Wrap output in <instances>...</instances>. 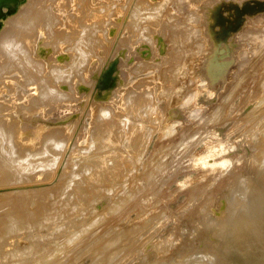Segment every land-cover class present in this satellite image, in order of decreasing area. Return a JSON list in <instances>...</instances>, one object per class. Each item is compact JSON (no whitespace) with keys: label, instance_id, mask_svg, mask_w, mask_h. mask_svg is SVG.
Returning a JSON list of instances; mask_svg holds the SVG:
<instances>
[{"label":"rangeland","instance_id":"obj_1","mask_svg":"<svg viewBox=\"0 0 264 264\" xmlns=\"http://www.w3.org/2000/svg\"><path fill=\"white\" fill-rule=\"evenodd\" d=\"M63 1L56 0L54 6L57 5V2L58 5L63 6L68 0ZM109 1L99 0V2H95L99 8L98 10L96 7V11H99H97V15L103 11L101 6L106 10L110 8L111 11V8H113V10L117 9L114 11H119L118 16L116 15L118 12H114L115 15L113 16V14H109L110 11H103L104 14L108 12L107 14L111 18L113 16V20L116 19L118 23V25H114L115 20L113 22L111 18L113 22L111 24L114 26L109 23L110 19L106 22L105 20L109 18L107 14L108 17L104 16L106 17L105 20L104 17L101 18V20L103 19L102 22L104 21L103 23L106 22V24L104 26L102 23L99 29H105L108 34H105L108 40L103 38L108 42L105 44L104 41L103 45L109 44L105 49V56L101 55L100 59L94 60L90 58L88 60L90 62L84 61L81 66L82 71L80 68L76 72L73 71L75 72L74 77H72V80H67L68 82L62 79L64 81L63 85L58 80L53 81L54 87L59 92L54 88L52 100H47L50 104L46 100L41 102L43 98L36 97V102L32 101L33 105H36V109H33L34 106L32 107L31 102L28 103V98L35 96L33 91L37 93V84L33 87L35 84H32V82L30 84L31 80H27L29 81L28 84L31 85L27 84L29 88L25 86L26 81H21L22 83L17 81V84L16 80L6 82L15 88H11L12 86L5 83L9 95L7 92L8 96L0 93V97L6 96L9 99L1 97L0 107L7 106L9 102L8 107H11V104H14L17 100L20 103L22 99L25 105L30 104V106H26L31 109L25 105L22 106L21 103L20 105L24 108L17 105V108L20 107L19 109L22 110H19L18 114L17 108H15L16 112L14 114L17 116L12 121L14 125L16 123L15 128L19 126L22 128L21 130L20 128L17 129L19 134L16 132V136L18 137L14 136L12 142L16 145L15 150H22L18 151L17 154L21 155L24 151L29 150L30 152L24 153L25 156L28 152L29 156L32 151L33 156L35 149H39L40 152L37 151V154L35 152V157L38 159L41 157L42 159L45 156L41 155L44 152L43 139L45 133L49 132L48 135L56 133L55 136L58 135L54 137L61 142H58L60 144V154H58L60 158L58 157V160L62 162L59 161L53 165L55 171L51 176L52 178H47L48 182L54 180L47 185V179H44L40 172L36 173V176L40 178L39 183L46 182L45 187H51L52 184L54 186L57 181L65 178V174H71L68 173L72 169L68 167L67 162L72 156L75 159L79 156L83 158L92 146L94 136L98 133H100L99 136L103 134V137L101 136L102 140L107 138L108 141L105 140V142H111H109L110 147L105 143L107 149L103 148L104 151L101 152L106 151L103 154L104 156H108V154L112 156L114 150L120 152L119 154L124 155L125 158H123L121 165H115L116 167L119 166L118 169L113 166L109 170L106 168V164L105 167L104 164L101 167V162L106 161L105 163H107V160L117 157L119 154L114 152V156H108L109 159L107 158V160L106 157H102L101 153L96 155L98 157L101 155L100 160L102 158L105 160L98 161L101 165L97 164V170L100 167L108 169V173L110 171L112 173L117 171V173L115 172L116 174L110 177L111 172L109 174L105 173V176L108 175L106 178H110L106 180L105 176H100L97 173V177L96 173L92 172L91 178H96V180H90L91 178H89L92 185L95 182L101 183L103 180L105 182H110L112 178L113 180L109 185L107 182L105 184L104 182L101 183L104 184L103 186L98 185V183L95 185V183L93 185L95 189H93L98 193L97 196H94L90 191L89 201H83V198L79 196V200H77L82 205L80 207V209L82 208L81 211L78 209L80 212L78 210V212L72 211L71 207L68 208L70 204H66V202L61 203L64 211L61 210L60 218L57 217L59 213L52 212L49 209V205L53 202L49 201L52 199V195L50 196V193L46 194V189H41L44 184L40 188V184L36 181L33 184L31 183L30 188L35 186L37 190L33 191H38L41 194L35 192L27 197L25 194V198H23L25 205H23L26 208L24 210L29 208L30 211L28 212L37 218V223L29 226L23 225L22 229L15 234L11 232V236L1 233V230H4L3 228L6 226L2 228L0 224L2 228H0V238H2V240L0 239V264H177L180 261L192 264L193 258L189 259L192 254L208 258L210 255L215 254L218 249L223 248L221 245L225 244L226 235L228 237L230 232L229 229L227 230L228 226H226L229 224H235V239L232 246L229 248L226 246L224 253L220 254L219 262L215 259L216 264H250L264 240V189L263 192H260L262 198L258 207L248 205V207H251H249L250 211L248 207L241 206L240 202L236 199L232 200L233 198L231 197V199L230 196L233 194L232 191L236 190L235 186L240 185V178H242L241 184L244 183L243 180L246 184L247 179H249L247 184L251 183L254 186L253 183L257 181L260 173H264V160L260 163L257 177L252 174L254 171L251 164L253 162L251 158L254 159L260 150L264 152V0H111L114 5ZM25 2L26 0H6L0 3V31L5 25L6 15L14 14L22 4L25 5L28 1ZM60 2H63V4ZM42 3L39 4L43 6L44 3ZM9 4L13 10L8 12L7 9L8 13L2 18L3 12H5L3 10ZM39 4L36 5L37 7H33L31 3L32 8L29 5L28 12H30V15L33 14V11L37 12L39 10ZM111 4L112 6H110ZM46 7L48 8V6ZM49 7L51 8L49 14L54 13L56 7H53L54 11L51 5ZM72 7L74 8V6ZM35 8L38 9L34 10ZM89 8L91 9V7ZM120 8L121 10L124 8L126 11L124 10L120 14ZM76 10L77 8L75 12H78ZM96 11L95 15H93L94 12H89L91 18H96ZM79 12H83V10ZM86 12L88 14V10ZM131 20L137 24L139 23V26H135L136 23L133 22L135 25L132 23L131 27ZM107 23L108 27L110 25L112 28H108ZM62 26L59 25L58 29L61 28L62 30ZM16 37L17 35L14 36V38ZM14 38L11 37V43L21 42L20 40L17 41L18 39L14 40ZM26 41L21 43L25 44ZM27 45L29 44L22 47H27ZM49 51H47V56L51 55L53 50ZM0 52V60L2 54L5 58L8 56H5L1 49ZM16 53V58L13 57L14 59H12V61L15 60L14 63L18 59L17 65L15 63L14 66V63H12L14 68H11L10 64L6 65L5 58H2L4 60L1 62H4L3 64L7 67H3L5 70H1L2 64H0V80L11 77L13 74L11 72H9L11 75L8 74L10 70L15 76L17 72L15 70H20L21 67L26 69L23 63L25 64L27 59L22 58L23 53L21 54L19 51L20 55L18 53L16 55ZM42 58L41 56H32L33 60L37 59L36 62L39 59V62H41ZM19 60L20 65L18 64ZM67 61H69V58ZM83 66L89 69L92 67L91 74L89 69L87 70ZM9 67L11 69H7ZM27 67L29 68L26 70H32L33 72L37 69L38 72L33 73L31 71L34 75L38 73L35 79L38 78V75L45 76V71L48 69L47 64H41V67L38 66L41 71L35 66H29V64ZM100 68L102 70H99ZM106 68L112 70L108 71ZM79 71L81 72L79 73ZM105 71L106 73H104ZM84 72H86V75L83 79ZM7 74L10 76L8 77ZM105 75H107L106 78ZM5 76L6 78H4ZM104 78L109 82L105 81ZM35 79H32V81L34 80L33 83L35 81V83H38V80ZM40 79L42 78L40 77ZM50 79L47 78L52 83L53 79ZM73 82H76V85ZM19 84H22L24 88L26 87L25 96L20 95ZM14 94L17 96L15 97ZM69 94L73 95L71 99H68ZM61 97L63 99L66 97L72 103L67 102L66 99L63 100ZM45 101L46 103H44ZM55 102L54 106L53 103ZM43 103L47 104L46 107ZM2 104L4 105L2 106ZM74 104L77 109H75ZM71 105L74 106V110ZM37 106H39V110ZM57 108L62 109V111ZM26 109H29L28 111L31 113ZM44 110L49 112L46 113ZM104 113L108 115L106 116ZM36 114H39V116ZM42 115L44 116L42 117ZM21 117L24 118L23 121ZM19 120L26 122L19 123ZM101 120L102 122H99ZM27 121L32 126V133L35 131L33 134L28 129L30 127L27 126L29 124ZM23 126L28 128L25 129ZM54 126L57 128V132H55L56 128ZM135 126L138 129L134 128ZM132 127L135 131L136 129L139 130V132L130 135ZM35 129L37 131L40 129V135ZM41 129L43 132L46 130L47 132L43 133ZM80 129L82 131H79ZM52 130L53 132H50ZM22 131L25 138L21 137ZM70 132L73 135H70ZM3 133L1 132V136L4 135ZM137 133L143 137V147L138 148V150L132 142L133 139L127 137H133ZM28 135L30 141L29 138H26ZM109 137H111V140L113 139V143L109 140ZM101 139L100 141H102ZM123 139H126L127 143ZM128 139H130L129 143ZM116 143L121 146L116 145L117 148ZM131 143L132 145H129ZM5 144L6 141L0 138V147L5 146ZM27 146H29V149ZM13 147L15 146L13 145ZM120 147H126L124 148L125 152ZM108 151H112L111 154ZM24 154H22L23 157ZM76 155L78 157H75ZM32 156L30 155V157ZM35 157L34 159L38 160ZM0 159H3V157L0 156ZM53 162L54 160L51 158L46 160L45 175L49 172V167ZM113 168L116 169L113 170ZM15 172L16 174L9 171L5 165L1 166L0 181H7L4 188L9 187L10 183L13 186H18L19 180L16 182L10 181L4 176L9 175L18 178L21 171L16 170ZM54 173H56V176ZM252 175H255L256 180ZM36 185H39L40 189ZM123 187L125 188L123 189ZM122 189L123 191L127 189V195L123 198L120 197V193L123 192ZM43 192L46 197L43 196ZM30 195L31 197H29ZM49 196L51 199H49ZM43 197L45 199H42ZM29 198L31 199L29 200ZM26 203L28 204L26 205ZM23 205L15 204L14 207L18 208L19 206L21 208ZM252 208H255V210L252 211ZM67 210L72 213L70 211V213L66 212ZM84 210L85 212H83ZM0 211L1 218L2 210L0 209ZM25 212L23 213L24 216ZM48 212L50 213L48 214ZM228 212H231V214ZM79 213H83L81 217ZM44 217L46 220H43ZM222 222L225 223L222 224L223 226L220 224ZM102 226H105V231L103 229L100 232L98 229H101ZM224 226L226 229H224ZM81 228L85 230L82 231ZM9 229L11 227H7V230ZM222 237L225 238L224 242ZM5 242H7V245ZM213 248L216 251L213 252L215 250ZM196 256L193 257L196 258ZM97 257L104 261L102 262L101 259L98 261ZM214 262L212 264H215Z\"/></svg>","mask_w":264,"mask_h":264},{"label":"bare ground","instance_id":"obj_2","mask_svg":"<svg viewBox=\"0 0 264 264\" xmlns=\"http://www.w3.org/2000/svg\"><path fill=\"white\" fill-rule=\"evenodd\" d=\"M28 1V2H27ZM39 1V2H38ZM50 2V3H46V2ZM58 1V0H57ZM63 1V0H62ZM65 1H67V0H64L63 2H65ZM98 2H99V0H97ZM97 1H94V0H68L67 2H65V4L62 6L60 3H62L63 4V2H60L59 4L60 5H58V2H57V5H55L54 6V3L56 2V0H54V1H52V0H26V2L28 3H26L25 5H21L19 8H18V10L14 13V14H11L10 16L7 14L8 12H11L12 10H13V8L11 7V5L9 4V5H7V7L3 10V11H5V12H3V16H2V18H4L5 17V15H6V20H4L5 21V25H4V27H3V29L0 31V49L4 52V54H5V56H7V57H9V58H5L4 57V55L2 54V58H5V60L4 59H2L1 58V60H0V64H2V68H1V70L2 69H4V68H6L5 67V64L7 65H9L11 68H14V66H15V63L17 62V60H16V62L14 63V61L15 60H13L12 61V59H14L13 57H15L16 58V56H15V53L17 52L18 53V51L22 54L23 53V57L22 58H24V59H27V61L25 62V64L27 63V65H25L24 63H23V65L24 66H26L25 68L27 69V68H29V67H27L28 66V64H29V66H35V67H37V68H39L38 66H40L41 67V64H47V67H48V69L47 68H45V69H47L45 72H46V77L48 78V80L50 79V80H52V83H50L48 80H47V78L45 79V76L43 75V74H41V75H43V76H39L38 75V78L37 79H35L36 77L35 76H37V74H32V72L31 71H29V70H26V69H22V67L20 68V70L18 69V70H15V71H17L16 72V74H15V76H13L14 75V73L10 70V71H8V74H10L9 72H11L13 75V77L11 76V77H9L10 75H8V77L9 78H6V76L4 77V78H6V79H4V80H0L1 81V83H0V85H1V89H0V93L1 94H6V92H7V94L9 95V91H7V89L5 88L6 87V84L7 85H10V84H8V83H6V82H10V81H13V80H16V84H17V81H18V83H22L21 81H26L27 83H25V86L27 87L28 85H30L31 84V82H32V84H35V85H33V87H35L36 86V84H37V86L39 87H36V90H38L37 91V93H36V91L34 92L33 91V93H35V96H31V97H29L28 98V96L27 97H25V102L27 101L26 100V98H28L29 100H28V103H30L31 102V104H32V107L34 106V108L33 109H36L35 108V106L36 105H33L34 103H32V101L33 102H36L35 100L37 99L36 97H41V98H43V100L41 101V102H43L44 100H49V99H51L52 100V96H53V93H54V90L56 89L55 87H54V85H53V81H56V80H58L61 84L64 82V81H62V79H64V80H69V79H71L72 80V77H74V73L76 72V70L78 69V68H80V70H81V66L84 64V61L86 62V61H88L90 58H92L93 60L94 59H100V56L101 55H103V56H105V49H106V47H108V45L109 44H107V45H103V43H104V41H105V44L106 43H108L106 40H108V38H106L107 36L106 35H108L107 33H106V30L104 31V30H102L101 28L99 29V27H101L100 25H102V23L104 22H102V20H101V18L102 17H104L107 13H105L104 14V10L105 11H110V8H109V6H107L108 8H109V10H106V9H103V7L101 6V10H103L102 12H101V14H99V15H102L101 17L99 16V15H97L98 14V10H99V8L97 7V5L95 4V2H97ZM106 0H104V2H105ZM108 1V0H107ZM111 1V0H110ZM110 1H109V3H110ZM141 1V0H140ZM38 2V3H37ZM41 2H43L44 3V5L43 6H48V8L50 9H48L47 7L45 8V7H43L41 4H39V3H41ZM112 3H113V1H111ZM115 3H117L116 1H114ZM31 3L33 4V7L34 6H36L37 4H39L41 7H42V9L40 10V6H38V8H39V10L37 11V12H34L33 11V14L32 15H30L29 13L30 12H28V8H29V5H30V8H32L31 7ZM36 3V4H35ZM42 3V4H43ZM52 3V4H51ZM103 3V2H102ZM107 3V2H106ZM106 3H104V4H106ZM118 3H119V1H118ZM46 4H48V5H46ZM56 4V3H55ZM96 6H95V5ZM122 4V3H121ZM52 6V10H53V7H56V9L54 8V13H52V14H49V13H51L50 11H51V8L49 7V6ZM101 5V4H100ZM113 5H114V3H113ZM117 5V4H116ZM115 5V6H116ZM72 6H74V8L72 7ZM105 6V5H104ZM110 6H112V4L110 5ZM120 6V5H119ZM37 7V6H36ZM77 8V10L76 11H78V12H75V9ZM89 7H91V9L89 8ZM98 8V12L96 11V9ZM100 7V6H99ZM118 7V6H117ZM117 7H115V8H117ZM122 7V6H121ZM38 8H35L34 10H36V9H38ZM47 9V10H44V9ZM8 9V10H7ZM95 9V10H94ZM8 12H7V11ZM43 10V12H41ZM49 10V11H48ZM81 10H83V12H79V11H81ZM84 10H85V12L88 10V14H89V12H94V14L93 15H95V11H96V15L98 16V18H97V16H95L96 18V20L94 19V18H91V14H87V12H86V14H85V12H84ZM113 8H111V13L109 12V14H113V16L115 15L114 14V12H116V11H114V10H117V9H114L113 11ZM120 10H121V8H120ZM124 8L120 11V14H121V12H124ZM31 11V10H30ZM46 11H48L47 13H46ZM52 11V12H53ZM126 11V10H125ZM91 12V13H92ZM113 12V13H112ZM118 12V13H117ZM116 13V15L118 16V14H119V11H117ZM46 13V14H45ZM84 13V14H83ZM84 15H88L89 17H90V19L92 20H94V21H89V17L88 16H86V17H88V18H86ZM93 15H92V17H93ZM108 15V14H107ZM106 15V16H107ZM109 16V15H108ZM107 16V17H108ZM113 16H112V18L109 16V18L107 19V20H105V18L106 17H104V20L106 21V22H108L109 21V19L111 18L112 20H113ZM1 18V19H2ZM43 18V19H42ZM132 18V17H131ZM88 19V20H87ZM111 19H110V21H109V23L111 24V23H113L114 22V20H115V23H117V21H116V19H114L113 20V22L111 21ZM133 20V19H132ZM131 20V21H132ZM3 21V20H2ZM100 21V22H99ZM106 22L105 23H103L104 24V26H105V24H106ZM134 21H132V22H130V26L132 27V23H133ZM114 23V25H118V23L117 24H115ZM134 23H136V22H134ZM133 23V24H134ZM59 25H63L62 27H63V29H64V27H65V29L62 31L61 30V28L60 29H58L59 27ZM111 25H113V24H111ZM113 25V26H114ZM135 25V24H134ZM134 25H133V28H134ZM139 26V23L137 24L136 23V25L135 26ZM137 26V27H138ZM107 27H108V23H107ZM109 27L110 28H112L110 25H109ZM108 27V28H109ZM119 27H120V25H119ZM102 28H103V26H102ZM106 28V27H105ZM114 28V27H113ZM223 28V27H222ZM136 29V28H135ZM106 34V35H105ZM17 35V37L16 38H14V36H16ZM11 37H12V39L14 38V40H16V39H18L17 41H21V42H23L24 43V41H26L25 42V44H29V45H27V47L26 46H24V47H22L23 45H25V44H23V43H19V42H16V43H11V41H12V39H11ZM103 38H106V40L105 39H103ZM125 40H127L126 38H125ZM30 41H31V43H30ZM110 43V42H109ZM20 44H23L22 46L20 45ZM26 47V48H25ZM104 49V50H103ZM52 51L51 53V55H49V56H47L48 55V53H47V51ZM49 51V52H50ZM107 51H108V49H107ZM109 51H110V48H109ZM108 51V52H109ZM54 52V53H53ZM107 52V53H108ZM1 53V52H0ZM16 53V55H18ZM1 55V54H0ZM20 55V54H19ZM107 55V54H106ZM32 56L33 57H35V56H41V58L42 57H45V58H42L43 60H41V62H39V60L36 62V60H33L32 59ZM11 58V59H10ZM68 58H69V61H67L66 62V60H68ZM35 59V58H34ZM91 59V60H92ZM2 60H4L5 61V64H3L1 61ZM21 60V59H20ZM20 60L18 61V64L20 65ZM28 60H30V61H28ZM32 60V61H31ZM45 60V61H44ZM22 62V61H21ZM45 62V63H44ZM66 62V63H65ZM88 62H90V61H88ZM87 62V63H88ZM12 63H14V66L12 65ZM86 63V64H87ZM40 64V65H39ZM85 64V65H86ZM91 64V63H90ZM4 65V66H3ZM12 65V66H11ZM16 65H17V63H16ZM88 65V64H87ZM93 66V65H92ZM96 66V65H95ZM1 67V66H0ZM4 67V68H3ZM7 68V69H11V68ZM34 67V68H35ZM44 67V66H43ZM84 67V66H83ZM86 67V66H85ZM84 67V68H85ZM16 68V67H15ZM87 68V67H86ZM92 68V67H91ZM91 68L89 69V68H87V70L89 69V73H90V70H91ZM98 68V67H97ZM102 68V67H101ZM99 69V70H102V69ZM109 68V67H108ZM32 69V68H31ZM94 69V68H93ZM107 69V68H106ZM111 69V68H110ZM110 69H107L108 71L110 70ZM5 70V69H4ZM13 71H14V69H12ZM34 70V69H33ZM39 70H40V68H39ZM98 70V71H99ZM103 70H104V67H103ZM112 70V69H111ZM14 71V72H15ZM27 71V72H26ZM36 71H37V69H36ZM36 71H34V72H36ZM41 71V70H40ZM73 71H75V72H73ZM82 71V70H81ZM81 71H79V73L81 72ZM84 71V70H83ZM86 71V70H85ZM96 71V70H95ZM31 72V73H30ZM33 72V73H34ZM38 72V71H37ZM100 72V71H99ZM98 72V73H99ZM0 73H1V71H0ZM3 73V72H2ZM104 73H106V71L104 72ZM108 73V72H107ZM40 74V73H39ZM45 74V73H44ZM78 74V73H77ZM91 74V73H90ZM109 74V73H108ZM1 75V74H0ZM6 75V74H5ZM76 75V74H75ZM84 75V76H83ZM83 79H84V77H85V75H86V72H84L83 73ZM4 76V75H3ZM2 76V77H3ZM80 76H81V74H80ZM79 76V77H80ZM88 76V75H87ZM106 76L107 75H105V78H106ZM109 76V75H108ZM40 77L42 78V79H40ZM104 77V75L102 76V78ZM110 77V76H109ZM113 77V76H112ZM35 79V80H38V83H40L39 85H38V83H33V81H32V79ZM104 78V80L105 81H110V79L108 78V80L107 79H105ZM114 78V77H113ZM142 78V77H141ZM77 79V78H76ZM27 80H31L30 81V84H28L29 83V81H27ZM77 80H79V79H77ZM101 80H103V79H101ZM104 80H103V82H104ZM142 80V79H141ZM62 81V82H61ZM74 81V80H73ZM108 81V82H109ZM14 82V81H13ZM12 82V83H13ZM68 82V81H67ZM102 82V83H103ZM107 82V83H108ZM139 82H141V81H139ZM6 83V84H5ZM55 83V82H54ZM70 83V82H69ZM76 83V82H75ZM74 82H73V84H75ZM78 83V82H77ZM107 83H105V84H107ZM24 84V83H23ZM28 84V85H27ZM72 84V83H71ZM104 84V83H103ZM142 84V83H141ZM140 84V85H141ZM5 85V86H4ZM20 85V84H19ZM18 85V86H19ZM63 85V84H62ZM69 85V84H68ZM76 85V84H75ZM10 86H12L11 88H15L13 85H10ZM31 86V85H30ZM56 86V85H55ZM69 86H71V85H69ZM102 86V85H101ZM25 87V88H26ZM29 87V86H28ZM32 87V88H33ZM56 87H59V86H56ZM25 88H24V86L21 84L20 85V95L22 96V94L24 95V94H26V90H25ZM30 88V87H29ZM32 88H31V90H32ZM38 88V89H37ZM55 88V89H54ZM66 88V87H65ZM9 89V88H8ZM74 89H75V87H74ZM10 90H12V89H10ZM35 90V89H34ZM57 90V89H56ZM61 90V89H60ZM77 90V89H76ZM58 91V90H57ZM63 91V90H62ZM61 91V92H62ZM67 91H69V90H67ZM71 91V90H70ZM78 91V90H77ZM13 92V91H12ZM12 92H10V93H12ZM59 92V91H58ZM66 92V91H65ZM29 93H30V91H29ZM39 93V94H38ZM57 93V92H56ZM62 93H64V92H62ZM0 94V95H1ZM6 94V95H7ZM17 94V93H16ZM36 94H38L37 96H36ZM61 94V93H60ZM66 94V93H65ZM68 94V93H67ZM7 95V96H8ZM15 95V94H14ZM14 95H12V96H14ZM19 95V96H20ZM54 95H56V94H54ZM62 95V94H61ZM12 96H10V98H12ZM17 95H15V97H16ZM25 96V95H24ZM64 96V95H63ZM62 96V97H63ZM66 96V95H65ZM73 96V95H72ZM72 96L69 94V97H68V99H71L72 98ZM1 97H3V98H5V99H9V98H7L6 96L4 97V96H1ZM0 97V98H1ZM51 97V98H50ZM56 97H58V96H56ZM61 97V98H62ZM67 97V96H66ZM66 97L64 98V99H66ZM76 97V96H75ZM74 97V98H75ZM19 98V97H18ZM23 98V97H22ZM41 98H39V99H41ZM60 98V97H59ZM2 99V98H1ZM4 99V100H5ZM63 99V98H62ZM63 99V100H64ZM16 100V98L14 99V101ZM19 100H20V98H19ZM62 100V101H63ZM67 100V99H66ZM74 100V99H73ZM1 101V100H0ZM46 101L44 102V103H46ZM54 101V100H53ZM75 101V100H74ZM19 101L17 100L14 104H11V107H8L9 106V104H10V102L8 103V105L5 107H0V138H2V139H4L5 141H6V144H5V146H1L0 147V156H2L3 157V159H0V170H1V166L2 165H5V166H7V168L9 169V171H11V172H13L14 174H16V170H18V171H21V173H20V176L18 177V178H15V176L14 177H11V176H9V175H4L5 177H6V179L7 180H10V181H18L19 180V184L17 183V187L16 186H13L12 185V183H10V186L9 187H7V188H4V184L7 182V181H3V180H1L0 181V183H1V185H3V186H1L0 187V209L2 210V217L0 218V224L2 225V228L4 227V226H6L5 228H3L4 230H1V233H4V234H8L9 236H11V232H13V234H15L18 230H20V229H22V226L23 225H26V226H29V225H31V224H34V223H37V218L35 217V216H32L33 214H31V213H29L28 211H30L29 210V208H27L28 210H24V209H26L25 207H24V200H23V198H25V194H26V197L29 195V194H33V193H35V192H38V191H33V190H37L36 188H35V186H34V188L32 189V188H30L31 187V183L33 184V182H37L38 184H40V188H41V185L42 184H44V186H43V188H41V189H46V194L48 193H50L49 195L51 196L52 195V199L50 198V196H49V199H51V200H49V201H53L52 203H51V205H49L48 207H49V209L52 211V212H55V213H59V214H57V217L58 218H60L59 217V215H60V213H61V210H63L62 209V205L63 204H61V203H64V202H66V204L68 203V204H70V205H68L69 207L68 208H70L71 207V209H72V211H77L78 209H80V207H82V205L80 204V202L78 201L79 200V196H81L82 198H83V201H87L88 199H89V196L91 195V193H92V195H94V196H97V191H95L94 189V187H93V185L95 184V185H97V183L98 182H93L94 184L92 185V181H90V180H96V178L95 177H92V178H94V179H92L91 178V176L93 175V173L95 174L96 173V175H97V173H98V175H100V176H105V173H107V174H109L107 171H109L110 169V167H116L115 165H121V162H123V158H125L124 157V155H121V154H119L120 152H117V151H114L113 150V153L114 152H117L119 155L117 156V157H113V158H108V156H109V154L108 153H106V154H108V156H104L103 154L106 152H103V153H101L102 152V150H103V148H106L107 149V147H106V145H105V143L107 144V146L109 145V142L107 143V142H105V140H107V138L105 139V136H104V139L105 140H102L103 138V134L101 135V136H99L100 135V133H98V135L96 134L95 136H94V140H93V142L91 143L92 144V146L90 147L89 145H90V143H89V145H88V147H90L88 150H87V152H86V150H85V152H86V154L85 153H83V154H85L84 156H83V158H80L81 156H75V157H78V158H74L73 156H72V154H71V158L73 159H69V161L67 162V165H69L68 167L70 168V169H72L71 170V172H69L68 171V173H71V174H65V178H62L61 180H59V181H57V183H56V185H54L53 186V184H52V186H51V184H50V186L51 187H45V183L48 185L49 184V182L50 181H53L54 179H52V180H50L49 182H48V179H51L52 177V174H53V172L55 171V169H54V164H57L60 160H58L60 157V155H58V154H60L59 153V147H60V144L59 143H61L60 141H57L56 139H55V137L56 136H58V135H56L55 136V134L56 133H54V135L53 134H51V135H48V133H45V132H47V130L45 131V132H43L42 131V129H41V131L43 132V133H45V135H44V139H43V141H44V143H43V148H44V152L43 151H41V152H43V153H45V154H43V153H41V155H45V156H43L42 157V159H41V157H39V159H41V160H39L38 158H36L35 156H36V154H37V151H39L40 152V150L38 149V150H36L35 148V151H34V153H33V156L36 158V159H38V160H35L34 159V157L32 156V152L30 153V155L33 157H30V155L28 156V154H29V150H26V151H24L22 154H24L25 152H27V151H29L28 152V154L26 153V156H25V154H24V157H23V155L21 154H17V153H19L20 151H22V150H15L14 148H16V145L15 144H12V142H13V139H14V136H16L17 134H16V132H18V128H20V130L22 129L20 126L17 128H15V125H16V123H15V125H14V123H13V119L14 118H16V116L17 115H15L14 113L16 112L15 110V108H17V105H19V106H24L25 105V103L23 102V99H22V102H20L21 103V105H20V103H18ZM37 102H38V100H37ZM48 102V101H47ZM60 102H61V99H60ZM67 102H69V103H72V102H70V101H68L67 100ZM134 102V101H133ZM1 103V102H0ZM26 104V105H29L30 106V104ZM39 103V102H38ZM43 103V105L45 106V105H47V104H44ZM58 103V102H57ZM68 103V104H69ZM36 104V103H35ZM39 104H41V103H39ZM48 104H50L49 102H48ZM51 104H52V102H51ZM54 104V106H55V104H56V102L55 103H53ZM62 104V103H61ZM60 104V105H61ZM4 104H2V106H3ZM25 105V106H26ZM67 105V104H66ZM65 105V106H66ZM75 105V104H74ZM18 106V107H19ZM21 106V107H22ZM40 106V105H39ZM39 106H37V109H38V107ZM70 106V105H69ZM9 109H8V108ZM27 107V106H26ZM25 107V108H26ZM46 107V106H45ZM62 107V106H61ZM71 107H72V105H71ZM71 107L69 108V110L71 109ZM74 107V106H73ZM73 107H72V109H73ZM7 108V109H6ZM20 108V107H19ZM19 108H17V114L20 112V111H22V110H20ZM22 108H24V107H22ZM27 108H30V107H27ZM48 108H50L49 106H48ZM47 108V109H48ZM63 108V107H62ZM31 109V108H30ZM40 109H41V107H40ZM51 109V108H50ZM50 109H49V111H50ZM54 109V108H53ZM55 109H56V107H55ZM58 109V108H57ZM75 109H77L76 108V105H75ZM20 110V111H19ZM27 111L29 110V109H26ZM39 110V109H38ZM37 110V111H38ZM59 110V109H58ZM61 111H62V109H60ZM59 110V111H60ZM65 110V109H64ZM74 110V109H73ZM33 111H35V110H33ZM45 111V110H44ZM49 111H47V112H49ZM52 111V110H51ZM4 112V113H3ZM29 112V111H28ZM46 112V111H45ZM44 112V113H45ZM46 112V113H47ZM53 112V111H52ZM79 112H81V111H79ZM23 113H24V111H23ZM25 113H27V112H25ZM29 113H31V112H29ZM28 113V114H29ZM106 113H108V112H106ZM106 113H104L105 115H106ZM13 114L15 115L14 117H13ZM41 114V113H40ZM43 114V113H42ZM51 114V113H50ZM53 114V113H52ZM55 114V113H54ZM59 114V113H58ZM36 115H38L39 116V114H36ZM57 115V114H56ZM103 115V114H102ZM108 115V114H107ZM106 115V116H107ZM25 116V115H24ZM28 116V115H27ZM44 115H42V117H43ZM48 116H49V114H48ZM48 116H45V117H48ZM59 116H60V114H59ZM106 116H104V118L106 117ZM26 117V116H25ZM30 117V116H29ZM41 117V116H40ZM140 117V116H139ZM22 118V117H21ZM34 118V117H33ZM37 118V117H36ZM39 118V117H38ZM37 118V119H38ZM55 118H57V117H55ZM97 118V117H96ZM95 118V119H96ZM102 118V117H101ZM103 118V119H104ZM19 119H20V117H19ZM23 119L24 118H22L21 120L23 121ZM81 119V118H80ZM102 119V120H103ZM105 119H107V118H105ZM28 120V119H27ZM52 120V119H51ZM62 120V119H61ZM102 120L101 121H99V122H102ZM20 121V120H19ZM22 121H20L19 123H21ZM56 121H57V119H56ZM81 121V120H80ZM95 121V120H94ZM24 122H26V121H24ZM24 122H22V123H24ZM55 122V121H54ZM53 122V123H54ZM66 122V121H65ZM114 122V121H113ZM27 123H29L28 121H27ZM77 123H79V122H77ZM62 124H64V123H62ZM18 125V124H17ZM21 125V124H20ZM23 125V124H22ZM21 125V126H22ZM25 125V124H24ZM32 125V124H31ZM72 125V124H71ZM27 126H29L30 128H28V127H26V128H28L29 130H31V127L32 126H30V123L27 125ZM58 126V125H57ZM67 126H69V125H67ZM79 126V125H78ZM82 126V125H81ZM98 126H99V124H98ZM103 126H104V124H103ZM24 128H25V126H23ZM35 127V126H34ZM38 127V126H37ZM53 127V126H52ZM55 127V126H54ZM61 127V126H60ZM74 127V126H73ZM4 128V129H3ZM24 128H23V130H24ZM25 128V129H26ZM40 128V127H39ZM47 128H48V126H47ZM56 128V127H55ZM62 128V127H61ZM66 128V127H65ZM64 128V129H65ZM134 128H137L138 129V127H134ZM134 128L132 127L130 130H131V133H130V135H132V133H136V132H139V130L137 131V129H136V131L134 130ZM18 129V130H17ZM38 129V128H37ZM45 129V128H44ZM68 129V128H67ZM79 129V128H78ZM97 129H98V127H97ZM108 129V128H107ZM3 130H5L4 131V133H3ZM36 130V129H35ZM54 130V129H53ZM53 130L52 131H50V132H53ZM96 130V129H95ZM37 131V130H36ZM49 131V130H48ZM63 131H65V130H63ZM63 131H62V133H63ZM75 131V130H74ZM79 131H82L81 129L79 130ZM91 131V130H90ZM99 131V130H98ZM132 131H135V132H132ZM1 132L4 134L3 136H1ZM28 132H30V131H28ZM27 132V133H28ZM35 131H33V133H34ZM38 133L40 132V129H39V131H37ZM55 132H57V128H56V131ZM60 132V131H59ZM58 132V133H59ZM99 132H102L101 130L99 131ZM129 132V131H128ZM22 133H23V131H22ZM31 133H32V130H31ZM31 133H29V135L31 134ZM32 133V134H33ZM65 133V132H64ZM72 132H70V135H73V134H71ZM95 133H96V131H95ZM103 133H105V132H103ZM18 134H19V132H18ZM25 134H26V132H25ZM37 134V133H36ZM93 134V133H92ZM20 135H21V132H20ZM28 135V137L26 136V138H29L28 140L30 141V136L31 137H33V135H30L29 136ZM39 135H40V133H39ZM43 135V134H42ZM77 135V134H76ZM90 135H91V133H90ZM104 135H106V134H104ZM36 136V135H35ZM38 136V135H37ZM55 136V137H54ZM62 136V135H61ZM65 136H66V133H65ZM142 136V135H141ZM140 136V134H134V136L132 137V136H127V137H130V139L132 138L133 139V144L135 145V147H137L136 148V150H138V148L139 149H141L142 147H143V142H142V138L143 137H141ZM18 136H16V138H17ZM20 137V136H19ZM22 138H25V136H24V133L22 134V136H21ZM39 137V136H38ZM41 137V136H40ZM77 137V136H76ZM43 138V137H42ZM41 138V139H42ZM67 138V137H66ZM68 138H71V137H68ZM102 138V139H101ZM111 137H109V140H111L110 139ZM125 138V137H124ZM39 139V138H38ZM93 139V138H92ZM100 139L102 140V141H100ZM130 139H128V143H129V141H130ZM124 141L126 140V139H123ZM24 141V140H23ZM27 141V140H26ZM25 141V142H26ZM38 141V140H37ZM42 141V142H43ZM61 141H62V139H61ZM67 141V140H66ZM68 141H69V139H68ZM108 141V140H107ZM112 141V143H113V139L111 140ZM124 141H122V142H124ZM22 142V141H21ZM59 142V143H58ZM103 142H104V144H103ZM122 142H121V144H122ZM16 143V142H15ZM19 143V142H18ZM18 143H17V145H18ZM34 143V142H33ZM62 143H64V142H62ZM111 143V142H110ZM119 143H120V141H119ZM126 143H127V140H126ZM21 144V143H20ZM26 144V143H25ZM13 145L15 146V147H13ZM22 145V144H21ZM30 145V144H29ZM33 145V144H32ZM67 145V144H66ZM85 145V144H84ZM104 145H105V147H104ZM116 145H118V146H121L120 144H115V146ZM129 145H132V143L131 144H129ZM128 145V146H129ZM134 145H133V147H134ZM111 146H112V144H111ZM118 146H116L117 148H118ZM21 148H23L22 146H20ZM29 146H27V148H28ZM39 147V146H38ZM62 148H63V145L61 146ZM82 147H84V146H82ZM109 147H110V145H109ZM114 147V146H113ZM133 147H131V148H133ZM41 148V147H40ZM65 148H66V146H65ZM85 148V147H84ZM121 148V147H120ZM124 148H126V147H124ZM124 148L122 147L121 149L123 150V152H125L124 151ZM19 149V148H18ZM26 149V148H25ZM29 149V148H28ZM81 149V148H80ZM134 149V148H133ZM41 150H43L42 148H41ZM73 150V149H72ZM75 150V149H74ZM16 151V152H15ZM19 151V152H18ZM77 151V150H76ZM104 151V150H103ZM121 151V150H120ZM35 152H36V154H35ZM66 152V151H65ZM73 152H75V151H73ZM108 152H110V154H111V152L112 151H108ZM138 152V151H137ZM99 153H101L103 156V158H105L106 157V160H107V158L109 159V160H107V163H105L106 161L105 160H103V158H102V160L103 161H105V162H101L102 160H100V157H101V155L98 157V156H96V155H98ZM111 154L112 156H114V154ZM121 153H122V151H121ZM39 154V153H38ZM75 154H77V153H75ZM105 154V155H106ZM122 154H124V153H122ZM63 155V154H62ZM74 155V154H73ZM80 155V154H79ZM117 154L115 153V156H116ZM112 156H109V157H112ZM123 156V157H122ZM37 157H38V155H37ZM59 157V158H58ZM69 157V156H68ZM95 157H98V158H95ZM53 159L54 160V162L52 163V165L49 167V172L45 175L44 174V172H45V170L47 169V166H46V160L47 159ZM252 160H253V162L251 163L252 164V166H253V171L255 172H253L252 174H257L258 173V175H259V166H260V163H262V160H264V152H262L261 150L259 151V154H257L256 155V157H254V159L253 158H251ZM250 159V160H251ZM100 160V162L102 163V165H101V163L100 162H98ZM60 162H62V161H60ZM66 163V162H65ZM99 163V164H98ZM100 166L101 165V167L103 166V164H104V167H105V164H106V168H108V169H106V168H98V170H97V166L98 165ZM127 164V163H126ZM66 165V166H67ZM118 167L119 166H117L116 168L118 169ZM123 167H125V166H123ZM116 168H113V170H115ZM100 169V170H99ZM102 169V170H101ZM104 169H105V172H104ZM112 169V168H111ZM64 171V170H63ZM261 171V170H260ZM37 172H40L42 175H43V178L44 179H47V181L45 182L44 181V183L42 182V184L41 183H39L38 181H40V178H38L37 176H36V173ZM66 172V171H65ZM65 172H62V173H65ZM93 172V173H92ZM114 173H112V174H110L109 175V177L111 176V175H113V174H116L117 173V171H113ZM116 172V173H115ZM67 173V172H66ZM56 173H54V175H55ZM96 175H94V176H96ZM98 175H97V177H98ZM255 175H252L253 177H254V179L256 180V178H255ZM56 176V175H55ZM106 176H108V175H106ZM106 176H105V179L107 180V178H109V177H107L106 178ZM252 176H251V178H252ZM115 177V176H114ZM256 177H257V175H256ZM89 178H91L90 180H89ZM101 178H103V177H101ZM116 178V177H115ZM57 179V178H56ZM99 178H97V180H98ZM110 179V178H109ZM241 179V181H239L240 183V185H238V187L237 186H235L236 187V190L234 189L233 191H232V195L230 196V198L232 199V200H234V199H236L238 202H240V204H241V206H246V207H248V205H256V207L255 208H257L258 207V205L260 204V200H261V198H262V196H261V194H260V192H263V189H264V173L262 174V173H260V175L257 177V181H255L253 184H254V186H252L251 185V183L250 184H247L248 183V180L249 179H247V183L245 184V181L243 180V184H241V182H242V178H240ZM244 179V178H243ZM253 178H252V180H254ZM100 180V179H99ZM103 180V179H102ZM113 180V178L110 180V182H108V181H106L107 183H108V185H109V183H111V181ZM115 180V179H114ZM245 180H246V178H245ZM41 181H43V180H41ZM101 181V180H100ZM104 182V184L106 183L105 182V180H103L101 183H103ZM115 182V181H114ZM113 182V183H114ZM251 182H253V181H251ZM257 182V183H256ZM101 183H98V185L99 184H101ZM256 183V184H255ZM28 184H30L29 186H27ZM36 184V183H35ZM34 184V185H35ZM103 184V185H104ZM102 185V184H101ZM100 185V186H101ZM102 185V186H103ZM100 186H99V188H100ZM250 186H252V187H250ZM36 187H38L39 188V185H36ZM45 187V188H44ZM97 187V186H96ZM109 187V186H108ZM18 188V190H16ZM39 188V189H40ZM88 188V189H87ZM94 188V189H93ZM98 188V189H99ZM125 187H123V189H124ZM98 189H96V190H98ZM100 189H102V188H100ZM98 190V191H100V193H101V190ZM123 189H122V191H123ZM29 190H32V191H29ZM127 190V189H126ZM126 190H124L122 193H120L121 194V198H123V197H126V195H127V191ZM90 191H91V193H90ZM39 193V192H38ZM52 193V194H51ZM39 194H41V193H39ZM38 194V195H39ZM43 194H44V192H43ZM46 194H44L43 196H45ZM31 195L29 196V197H31ZM76 195H78L77 196V198H76ZM94 196H92L93 198H94ZM41 197H42V195H41ZM46 197V196H45ZM45 197H43L42 199H45ZM80 197V198H81ZM54 198V199H53ZM81 198V199H82ZM31 198H29V200H30ZM34 199V198H33ZM48 199V198H47ZM46 199V200H47ZM78 199V200H77ZM80 199V200H81ZM94 199H96V198H94ZM40 200V199H39ZM79 202V205H78V203H77V201ZM92 199L90 198V201H91ZM235 200V201H236ZM43 201V200H42ZM89 201V200H88ZM29 202V201H28ZM48 202V201H47ZM82 202V201H81ZM30 203H31V201H30ZM46 203V202H45ZM50 203V202H49ZM89 203V202H88ZM15 204H24L21 208H19V206H18V208H16V206L14 207V205ZM28 203H26V205H27ZM32 204V203H31ZM37 205V204H36ZM60 206V207H59ZM65 206V205H64ZM67 206V205H66ZM65 206V207H66ZM26 207H28V206H26ZM31 208H32V206H30ZM41 207V206H40ZM85 207H86V204H85ZM250 207V206H249ZM248 207V210L251 208H249ZM253 207V206H252ZM30 208V209H31ZM84 208V207H83ZM255 208H252V211L253 210H255ZM65 209H67V208H65ZM82 209V208H81ZM81 209H80V211H81ZM245 209H247V208H245ZM22 210H24V211H26L25 212V216H24V211H22ZM42 210V209H41ZM48 209L46 208V211H47ZM49 210V211H50ZM251 210V209H250ZM249 210V211H250ZM64 211V210H63ZM70 210H67L66 212H68V213H70L69 212ZM79 211V210H78ZM77 211V212H78ZM79 211V212H80ZM1 212V211H0ZM65 212V213H66ZM83 212H85V210L83 211ZM34 213V212H33ZM46 213V212H45ZM50 212H48V214H49ZM62 213H64V212H62ZM72 213V212H71ZM229 214H231V212H228ZM250 213V212H249ZM47 214V215H48ZM80 214V213H79ZM81 214H83V213H81ZM81 214H80V217H81ZM45 215V214H44ZM40 216V215H39ZM50 216V215H49ZM52 216H55V215H52ZM62 216H64V215H62ZM42 218H43V216H41ZM40 217V218H41ZM225 217V216H224ZM226 218V217H225ZM50 219L52 220V218L50 217ZM49 219V220H50ZM53 219H55V218H53ZM77 219H79V218H77ZM43 220H46L45 219V217H44V219ZM48 220V219H47ZM224 220V219H223ZM227 220V219H226ZM225 221V220H224ZM54 222V221H53ZM227 222H228V220H227ZM227 222H226V224H227ZM221 225L222 224H225L224 222H222V223H220ZM218 225H219V222H218ZM220 225V226H221ZM217 226V225H216ZM223 226V225H222ZM226 226H228L227 227V230L229 229L230 230V232H229V235H228V237H227V235H226V240H225V244H224V246H223V244H222V242H220L221 244V247H223L221 250H217L216 251V249L215 248H213V249H215V250H213V252L214 251H216V253L215 254H213V255H210V257H208V256H206V257H208V258H205L204 256L203 257H201L202 255H199V256H196V255H194V254H192V257H190L189 256V259L191 260L192 258H193V262H192V264H212L214 261V263L216 264L217 262H216V260L218 261L219 259H220V254L221 253H224V249L225 248H227L226 246H228V248L229 247H231L232 246V243L234 242V239H235V229H234V226H235V224H229V225H226ZM7 227H11V229H9V230H7ZM105 226H102V228L101 229H98L100 232H101V230H103V231H105V228H104ZM219 227V226H218ZM1 228V227H0ZM1 228V229H2ZM83 228H81V230H82ZM224 229H226V227L224 226ZM85 230V229H84ZM84 230H82V231H84ZM115 231V230H114ZM1 233H0V235H1ZM228 233V232H227ZM224 234H225V230H224ZM121 235V234H120ZM220 235H222V234H220ZM223 236V235H222ZM118 238V237H117ZM1 240H2V238H0ZM4 239V238H3ZM224 239L225 238H223L222 237V240H223V242H224ZM7 241V240H6ZM232 241V242H231ZM7 242H5V244H6ZM7 245V244H6ZM9 245V244H8ZM218 245V244H217ZM3 247V246H2ZM7 247H9V246H7ZM220 246H219V248H221ZM217 248H218V246H217ZM63 252V251H62ZM79 252V251H78ZM99 252V251H98ZM61 253V252H60ZM96 254H97V252H96ZM100 254V253H99ZM212 254V253H211ZM63 255V254H62ZM102 255V254H101ZM93 256V255H92ZM100 256V255H99ZM193 256H196V258H194ZM220 256V257H219ZM94 257V256H93ZM226 257V256H225ZM224 257V258H225ZM95 258V257H94ZM98 258V261L101 259H99V257H97ZM96 258V259H97ZM104 258V257H103ZM219 258V259H218ZM216 259V260H215ZM102 260V259H101ZM189 260V261H190ZM94 261H96V260H94ZM104 260H102V262H103ZM184 261V260H183ZM189 261H187V262H189ZM97 262V261H96ZM101 262V263H102ZM219 262V261H218ZM177 263V262H176ZM179 263V262H178ZM177 263V264H178ZM180 263L181 264H185L184 262L182 263L181 261H180ZM179 263V264H180ZM190 263V262H189ZM188 263V264H189ZM187 264V263H186ZM191 264V263H190Z\"/></svg>","mask_w":264,"mask_h":264},{"label":"water","instance_id":"obj_3","mask_svg":"<svg viewBox=\"0 0 264 264\" xmlns=\"http://www.w3.org/2000/svg\"><path fill=\"white\" fill-rule=\"evenodd\" d=\"M5 1L6 0H0V3ZM250 264H264V240L262 241Z\"/></svg>","mask_w":264,"mask_h":264}]
</instances>
